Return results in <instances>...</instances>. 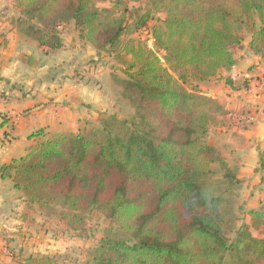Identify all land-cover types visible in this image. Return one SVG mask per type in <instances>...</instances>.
Listing matches in <instances>:
<instances>
[{
    "label": "trees",
    "instance_id": "obj_1",
    "mask_svg": "<svg viewBox=\"0 0 264 264\" xmlns=\"http://www.w3.org/2000/svg\"><path fill=\"white\" fill-rule=\"evenodd\" d=\"M115 4L15 0L20 17L13 24L45 53L63 48L62 31L72 23L96 52H114L127 76L116 83L135 115L129 122L101 120L119 126L121 136L39 130L23 157L0 164V177L12 179L29 206L75 230L84 214L102 213L112 227L91 264H264V237L251 230L264 226L262 210L248 212L251 224L238 227L236 240L227 237L235 219L231 197L242 180L207 142L217 125L214 113L223 110L180 84L230 71L247 35V49L264 63V0H153L146 13L131 16L139 32L154 10L165 8L164 21L152 28L153 49L134 39L123 42L129 9L118 14ZM21 264L56 260L32 255Z\"/></svg>",
    "mask_w": 264,
    "mask_h": 264
},
{
    "label": "crops",
    "instance_id": "obj_2",
    "mask_svg": "<svg viewBox=\"0 0 264 264\" xmlns=\"http://www.w3.org/2000/svg\"><path fill=\"white\" fill-rule=\"evenodd\" d=\"M12 21L0 22V164L23 157L38 142L37 137L30 138L37 131L47 135L83 132L84 125L99 122L101 114L114 115L117 101L114 82L117 84L118 78H107L92 46L80 37L79 41L67 38L62 31L63 48L45 53ZM247 44L236 51L238 64L228 72H219L232 80V87L225 80L218 87L210 89L207 84L201 89H209L207 95L230 111L223 120L229 125L216 128L228 131L230 151L243 158L248 180L256 185V165L264 159V139L257 137L264 124V63ZM90 60L97 68L89 69L86 64ZM27 206L13 180L0 177V264H21L24 258L42 256L39 253L46 250L36 241V228L20 219L28 213ZM3 246L15 250L16 256L4 255Z\"/></svg>",
    "mask_w": 264,
    "mask_h": 264
},
{
    "label": "rangeland",
    "instance_id": "obj_3",
    "mask_svg": "<svg viewBox=\"0 0 264 264\" xmlns=\"http://www.w3.org/2000/svg\"><path fill=\"white\" fill-rule=\"evenodd\" d=\"M115 2L117 3L115 4ZM94 3L99 8H112L115 4L116 12L118 14L121 13L125 7H127L129 9L128 17H130V23L128 24L127 32L123 37V42L134 39L138 43L148 46L150 49L154 48L152 28L156 24L163 22L166 17L165 8L163 6H161L159 10H154V17L151 21H149V26L143 32H136L132 25L133 23L131 16H136L138 14L143 15L146 13L152 8L153 0H94ZM19 15L20 12L15 6V0H0L1 23L9 22L12 19L14 20L18 18ZM63 31L67 34V38L74 37L76 41H79V33L73 23L68 25L67 29H64ZM249 38L250 36L247 35L246 42H249ZM96 54L100 58V67L105 68V71L107 72V78H118L117 80L127 78L124 71L126 70V67L120 64V62L116 59L114 52L108 50L96 52ZM159 58L162 64L166 66L164 52L159 53ZM86 65L89 67V69L97 68L95 61L93 60H90ZM222 72L220 74L218 73L215 78L204 83L189 80L186 85H184L182 82H180V84L183 85L188 91L201 92L203 96L212 98L211 96L207 95L209 94V89L203 90L201 88H204L205 85L207 86V84H210L208 86L210 89L211 86L218 87L221 81H225L227 78H229L226 77V75L224 77ZM245 84L246 83H242V86ZM114 85L116 86L114 87L115 100H117L116 108H114V113H112L114 115L111 116L110 114L107 116L105 113L101 114L99 122L84 125L82 129L84 133L93 134L94 132L100 133L101 130H105L114 136L123 135L124 131L121 130L119 126L113 123H101V120H106L108 118H114L120 122H129L135 115L133 107L123 95L122 87L115 84V82ZM226 85H231L232 87V84L227 83ZM212 99L221 106L223 112L219 111L214 113V117L217 120V125L211 127L207 135V142L214 146L221 153V155L227 160L231 167H233L238 172L237 175L239 179L242 180V185L236 191H234L231 197L234 214L233 216L235 219H233L234 228L232 231L227 233V237L230 241H234L237 237L235 231L238 229V227L244 224H251L250 217L248 215L250 210L259 209L264 212V170L261 166L262 159H259V162L257 163L258 166L256 165V168H258L256 174L259 175L258 183L254 185L252 180H248V173L245 169L247 166L244 163L243 158L239 157L235 151H230V140L227 137L228 131L226 132V130L222 129L219 130L220 125H223V127L229 125V123L224 124L223 120H225L224 117L228 115L230 111L228 112L226 106L219 100L215 98ZM222 122L223 124H221ZM95 129H99L98 132ZM26 210L28 213H23L20 219L28 222L29 225L31 224L32 227L36 228V241L39 242V246L46 247L41 248L42 250H46H43L39 254H42V256L54 257L56 264H91L92 254L100 245L101 240L105 237L107 230L112 227L109 220H107V218L98 211L84 214L83 222L80 224L79 228L75 230L74 228L68 226L63 220L57 218L54 213H51L49 216H47L45 213L41 212L37 206L32 207L28 205ZM55 211L59 212L63 211V209L61 207H57ZM251 230L254 235L257 236V238L264 237V226H261L256 230ZM29 234L31 233L29 232ZM8 240L10 241L11 239ZM49 247L52 249H49ZM10 250H12L14 252V256H16L17 252L13 249Z\"/></svg>",
    "mask_w": 264,
    "mask_h": 264
},
{
    "label": "built area",
    "instance_id": "obj_4",
    "mask_svg": "<svg viewBox=\"0 0 264 264\" xmlns=\"http://www.w3.org/2000/svg\"><path fill=\"white\" fill-rule=\"evenodd\" d=\"M144 30H145V29H144ZM144 30H141V31H139V32H143ZM5 139H6L7 141H10V140H11V138H10L8 135L5 136ZM1 250H2V253H3L4 255L8 256V257H13V256H14L13 251L10 250L9 248H7L6 246H3V247L1 248Z\"/></svg>",
    "mask_w": 264,
    "mask_h": 264
},
{
    "label": "water",
    "instance_id": "obj_5",
    "mask_svg": "<svg viewBox=\"0 0 264 264\" xmlns=\"http://www.w3.org/2000/svg\"><path fill=\"white\" fill-rule=\"evenodd\" d=\"M258 139L262 141L264 139V124H261L258 128Z\"/></svg>",
    "mask_w": 264,
    "mask_h": 264
}]
</instances>
